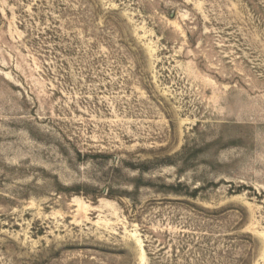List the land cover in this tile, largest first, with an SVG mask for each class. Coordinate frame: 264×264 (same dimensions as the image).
Returning a JSON list of instances; mask_svg holds the SVG:
<instances>
[{
    "label": "rangeland",
    "instance_id": "1",
    "mask_svg": "<svg viewBox=\"0 0 264 264\" xmlns=\"http://www.w3.org/2000/svg\"><path fill=\"white\" fill-rule=\"evenodd\" d=\"M0 264H264V0H0Z\"/></svg>",
    "mask_w": 264,
    "mask_h": 264
}]
</instances>
